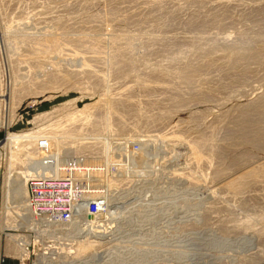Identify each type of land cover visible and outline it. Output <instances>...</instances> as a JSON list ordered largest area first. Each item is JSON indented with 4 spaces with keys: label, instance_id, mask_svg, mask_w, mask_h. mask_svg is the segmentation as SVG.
Returning <instances> with one entry per match:
<instances>
[{
    "label": "rangeland",
    "instance_id": "rangeland-1",
    "mask_svg": "<svg viewBox=\"0 0 264 264\" xmlns=\"http://www.w3.org/2000/svg\"><path fill=\"white\" fill-rule=\"evenodd\" d=\"M261 100L264 0H0V141L36 133L18 170L85 193L54 237L0 222L1 264H264V184L225 186L264 167ZM172 230L176 249L151 246Z\"/></svg>",
    "mask_w": 264,
    "mask_h": 264
},
{
    "label": "bare ground",
    "instance_id": "bare-ground-1",
    "mask_svg": "<svg viewBox=\"0 0 264 264\" xmlns=\"http://www.w3.org/2000/svg\"><path fill=\"white\" fill-rule=\"evenodd\" d=\"M154 2V1H153ZM164 2V1H163ZM186 5V4H185ZM199 5V4H198ZM209 7V6H208ZM257 7V6H256ZM143 8V7H142ZM158 8V7H157ZM156 8V9H157ZM262 12V11H261ZM167 13V12H166ZM206 14V13H205ZM256 14V13H255ZM248 39V38H247ZM48 41V40H47ZM54 41V40H53ZM255 41V39H254ZM257 41V40H256ZM51 44V43H50ZM42 45V44H41ZM227 48V47H226ZM212 49V48H211ZM208 50V49H207ZM51 53V52H50ZM245 53V52H244ZM254 55V54H253ZM233 56V55H232ZM235 56V55H234ZM252 57V56H251ZM246 59V58H245ZM232 60V59H231ZM191 69V68H190ZM194 70V69H193ZM188 74H190V71L188 72ZM190 77V76H189ZM257 101V100H256ZM259 102V101H258ZM252 103V102H251ZM250 103V104H251ZM111 104V102L109 101V105ZM258 104V103H257ZM256 105V104H254ZM259 107L264 108V100H261L259 102ZM243 112V111H242ZM250 114V113H249ZM259 114V113H258ZM257 115V114H256ZM243 116V115H241ZM240 116V117H241ZM246 116V115H245ZM244 117V116H243ZM247 120L244 117V121L247 123L249 122H257L259 119H261L262 117L258 118L259 116H257L256 119L246 116ZM249 117V118H248ZM237 120V119H236ZM77 121V120H76ZM179 122V121H178ZM236 124V123H235ZM252 124V123H251ZM250 125V124H248ZM237 127V126H236ZM248 127V126H247ZM245 127V128H247ZM259 127V126H258ZM257 127V129H258ZM256 128V127H255ZM244 129V128H243ZM248 129V128H247ZM253 129V128H252ZM246 130V129H245ZM244 131V130H243ZM259 131V130H258ZM249 133V131H248ZM251 133H254L253 135L257 136L260 135L259 133H256V131H253ZM245 134V133H244ZM241 135V134H240ZM248 135V134H247ZM252 135V134H251ZM226 136V135H225ZM246 136V134H245ZM228 137V136H227ZM241 137V136H240ZM236 138V137H235ZM259 139V137H257ZM256 138V139H257ZM36 139V133L30 132V133H24V134H9L7 133V135L5 136V138L3 140L0 141V144L2 143L3 149L2 152H0V156L4 155V189H3V194H2V199H0V222H1V229H4L5 227H10L11 229H21L23 230H37L36 232L39 233H44L46 234L48 237H54L55 233L58 229H62V227L64 225H68L69 223L73 222V220H70L68 223H64V222H60V221H56L53 222V228L54 230H51L52 227L50 226L51 224H49L48 222H45V219H40L39 217H34L32 215V211L28 208V204H27V199H28V187H27V181L30 177H38V176H49L50 175V171L48 170V168L45 165L42 166H38L36 167L35 165H33V168L31 169H27L25 168V170H18L21 168V166H24L25 164H28L30 162H33L34 159H36V157L34 155H31L33 152L30 150H25V148H23L26 144L27 147H29L30 145H45L46 142H39V144H36V141H32ZM232 139V138H231ZM234 139V138H233ZM249 139V138H248ZM236 140V139H235ZM262 141V140H259ZM248 142V141H247ZM49 143V142H48ZM261 143V142H258ZM233 144V143H232ZM250 144V143H249ZM125 146V145H124ZM26 147V148H27ZM225 147V146H224ZM28 149V148H27ZM30 149V148H29ZM32 149V148H31ZM125 149V147H124ZM33 150V149H32ZM125 153V152H124ZM154 153V152H153ZM119 154V153H118ZM121 156V155H120ZM156 157V156H155ZM121 158V157H119ZM132 157H129V160ZM2 159V158H1ZM249 159V158H248ZM121 160V159H119ZM133 160V159H132ZM240 160V159H239ZM247 160V159H246ZM2 161V160H1ZM106 161V160H105ZM162 161V160H161ZM160 161V162H161ZM232 161V160H231ZM129 162V161H128ZM107 164V163H106ZM135 164V163H134ZM104 165V164H102ZM132 165V164H131ZM231 165V164H230ZM233 165V164H232ZM231 165V166H232ZM235 165V164H234ZM1 166V164H0ZM104 167V166H103ZM105 168V167H104ZM159 168V167H158ZM124 169V168H123ZM122 169V170H123ZM232 169V168H231ZM122 172V171H121ZM125 172V171H124ZM139 172V171H138ZM123 173V172H122ZM163 173V172H162ZM120 175V174H119ZM122 175V174H121ZM108 176V175H106ZM104 176L103 179L101 180H105L104 182H109V178ZM219 176V175H218ZM115 180V179H114ZM77 182V181H76ZM103 182V183H104ZM264 184V167H256V168H250L247 170H244L243 172L239 173V174H235L232 176L227 177V180L225 182V186L228 188H231L233 190V192L235 193H244L246 191H248V188H250L252 185L254 184ZM79 185V184H78ZM224 185V184H223ZM261 185V184H260ZM254 187H258V186H254ZM80 188V187H79ZM231 190V191H232ZM230 191V190H229ZM250 192V191H249ZM235 195V194H234ZM232 196V195H231ZM238 196V195H237ZM217 197V196H216ZM10 214L12 216V218H9L7 215ZM7 217H6V216ZM42 223H46L48 225H43ZM264 228V227H262ZM261 230V229H260ZM264 230V229H262ZM261 230V231H262ZM2 231V230H1ZM28 232V231H27ZM30 232V231H29ZM264 232V231H262ZM40 235V234H39ZM36 236V235H35ZM213 236V235H212ZM9 237H12L14 243L12 244V249L14 247H17L21 249L22 252H26V247L28 245V238L25 236H11L9 235ZM85 237V236H84ZM165 239V238H164ZM169 239V238H168ZM91 240V239H90ZM211 242V244H208L210 246L209 249H211V247L213 248H224L219 244H216V242H218L219 240H221L220 238L217 237H210L209 239H207ZM176 241V240H175ZM216 241V242H215ZM30 242V241H29ZM208 242V243H210ZM213 242V243H212ZM77 244V249L76 251L80 252V251H84L86 249H88L91 244L92 241L90 243V241L88 239H81L78 240L76 242ZM164 244V243H163ZM232 245V244H231ZM158 246H160L158 244ZM236 246V245H235ZM161 247V246H160ZM167 247V246H166ZM226 247V246H225ZM76 248V247H75ZM170 248V247H169ZM176 248V247H175ZM208 248V247H207ZM240 248V247H239ZM172 249V248H171ZM75 251V252H76ZM153 251V250H152ZM151 251V252H152ZM175 251V250H174ZM173 251V252H174ZM21 254H24L22 253ZM150 252V251H149ZM168 252H170L168 250ZM172 252V255H174ZM177 252V251H176ZM159 254V253H158ZM171 254V253H170ZM43 256V255H42ZM41 254L40 256L37 257V259L34 261L35 264H42L41 261L43 258ZM175 256V255H174ZM195 256V255H194ZM49 258V256H48ZM177 258V257H175ZM44 260V259H43ZM130 260V258H129ZM128 261V260H127ZM50 262V261H49ZM128 263V262H127ZM46 264V262H45Z\"/></svg>",
    "mask_w": 264,
    "mask_h": 264
},
{
    "label": "built area",
    "instance_id": "built-area-1",
    "mask_svg": "<svg viewBox=\"0 0 264 264\" xmlns=\"http://www.w3.org/2000/svg\"><path fill=\"white\" fill-rule=\"evenodd\" d=\"M136 145L133 149L137 150ZM28 187V208L32 211L34 217L45 219V222L51 224L60 221L68 223L80 216L77 212V204L83 200L84 192L78 189V185L70 175V170L64 176H34L27 181ZM95 209L105 210L104 203L98 201H89ZM83 218L82 216L78 219ZM77 223V222H76ZM43 225H48L42 223ZM71 227L70 230H73ZM5 261V257L0 255V264Z\"/></svg>",
    "mask_w": 264,
    "mask_h": 264
},
{
    "label": "crops",
    "instance_id": "crops-1",
    "mask_svg": "<svg viewBox=\"0 0 264 264\" xmlns=\"http://www.w3.org/2000/svg\"><path fill=\"white\" fill-rule=\"evenodd\" d=\"M150 236L152 237V240L153 239H156V238H159L156 241L154 240L156 242L155 244H153L154 241H151V246L159 247L158 244L161 245L163 243H166L167 246H170V248H168L169 250H171V248H173V249H176L177 248V245H178V237H179L178 236V232H173V230L171 232L170 231H167V232L152 231V233H151ZM164 238L166 239L164 242H159L160 239L163 240Z\"/></svg>",
    "mask_w": 264,
    "mask_h": 264
}]
</instances>
